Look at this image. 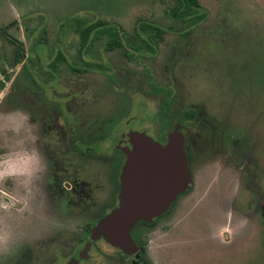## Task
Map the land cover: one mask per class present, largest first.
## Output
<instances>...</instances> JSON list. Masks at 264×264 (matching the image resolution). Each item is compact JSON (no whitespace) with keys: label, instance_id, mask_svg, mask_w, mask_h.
I'll return each mask as SVG.
<instances>
[{"label":"rangeland","instance_id":"374dc122","mask_svg":"<svg viewBox=\"0 0 264 264\" xmlns=\"http://www.w3.org/2000/svg\"><path fill=\"white\" fill-rule=\"evenodd\" d=\"M199 1L207 16L187 28L168 14L171 0H0V78L9 75L0 90V262L64 264L70 236L86 227L88 214L77 211L59 226L60 237L41 245L42 224L25 216L28 209L35 219L39 207L45 211L34 199L43 196L36 176L44 149L34 132L28 138V117L36 119L30 128L37 131L45 106L74 95L78 106L94 100L105 111L101 123L107 129L98 124L91 131L95 149L109 152L124 129L161 137L171 129L172 113L189 105L191 118L206 117L222 130V145L234 150L233 157L200 154L191 164L194 180L185 204L154 227L133 230L153 264H264V0ZM72 16L117 24L129 34L144 19L164 33L153 54L132 61L119 49L104 50V40L97 39L82 56L93 67L78 62L82 70L71 73L68 64L77 59L79 45L74 22L66 21ZM15 40L24 50L19 63H13ZM58 50L64 60L53 70ZM152 82L165 90L154 91ZM172 97L165 114L164 102ZM117 112L124 117L108 122ZM242 162L248 165L240 173ZM51 186L44 191L56 204L59 187ZM116 257L100 240L82 264H121Z\"/></svg>","mask_w":264,"mask_h":264},{"label":"flooded vegetation","instance_id":"af4514ba","mask_svg":"<svg viewBox=\"0 0 264 264\" xmlns=\"http://www.w3.org/2000/svg\"><path fill=\"white\" fill-rule=\"evenodd\" d=\"M24 59L25 56L23 61ZM75 61L76 70H69L71 73L79 72L77 65L79 61L78 58L73 62ZM55 70H58V68ZM27 71V76H31L32 73L30 72V69H27ZM5 79L4 75L2 78L4 83ZM167 92L168 94L170 93V97L172 95L171 91L168 90ZM120 93L127 95L125 91H120ZM124 98H127V96ZM67 99L68 100L63 102L52 101L50 106H45L46 113L37 118V120L41 121V123L38 124L37 131L30 128L33 127L36 119L33 120L31 114L28 117V130L30 131V137L28 138H31L32 132H34V136L36 137L34 141H40L44 149V153L41 155V158H39L40 168L38 174H40V177L36 176L40 179L38 180L37 189L42 190L43 196L41 195V199H37V197H34V199L38 202L37 204H41L45 211H41L40 207L37 210L35 203H30L29 207L36 208L40 213L37 212V219H35L29 214L31 209H28V214L25 216L31 220L30 222L38 220L42 224L43 228L41 229V234L39 233V238L37 240L38 243L42 245L47 239H57L60 237L59 226L67 223V221L72 219L76 213L82 212L80 214H88L89 219L86 222V227L78 234L70 236V250L67 254L68 256L70 255V257L64 263L82 264L89 259V250L93 247L95 242L100 240L106 242L102 237L96 240H91L90 232L93 225L118 204L120 186L119 178L122 166L126 160V154L119 147H131L127 134L134 130L128 131L127 129H124L123 131H120L119 143L114 144L109 152L104 148L95 149L94 141L91 137V131L95 130L98 124L102 126L103 123L101 122L106 119L104 118V109L101 107L98 108L99 103L95 104L94 100L89 103V106H87L88 104L85 102H81V106H78L77 98H75L74 95H71ZM173 101L174 98L172 97L168 102H164L165 107H167L164 108L166 111L165 114H167L168 107H170ZM188 106L189 105L181 111L180 115L174 112L172 113L171 122L173 121V124L171 125V129L165 132L163 136L152 137V135L150 136L147 134V130L138 132H144L155 141L165 144L167 134L176 126H179V131L184 136V149L187 156L188 169L191 174V186L194 180L191 164L194 160L198 159L197 157L200 154L208 153L211 155L216 154L220 157H233L235 153L233 154V149L231 151L229 147H224L222 145V130L218 129L216 131V127H214L206 117L201 118V116L200 121L191 118L193 114L190 112L189 108H187ZM29 109H31V107H29ZM123 114L125 113L117 112L113 117L109 115L108 118L110 119L108 122L112 118L115 120L120 115L124 117ZM202 114L205 113L202 111ZM176 117L179 121L175 120ZM119 118H117V120H119ZM117 122L118 121H116V123ZM106 124L108 125V123ZM125 124H128V122ZM125 124H123V126ZM101 126L99 127L100 130L104 128V126ZM206 128H210L208 136H204V130ZM219 133L221 134L220 137L218 136ZM233 159L234 158H232V160ZM245 165L247 166L248 164ZM245 165L244 162H242L240 173L243 172V167ZM32 176L30 177L32 178ZM31 180L32 179H29L28 183L35 182L34 180L31 182ZM250 180L255 184V179L253 180V177ZM50 183L56 184V186L59 187L55 193L58 197L56 204L55 200L52 201V197L48 199L49 193L44 191L53 188ZM253 189H255L256 196L260 198L261 195L259 189L255 185ZM189 190H191V187L184 192L179 193L176 196V199L169 205L168 209L154 219L153 222H138L136 224L138 231L154 227V222L159 221L160 217L171 216L172 212L176 210L180 204L183 202L185 204ZM45 201L46 203H43ZM263 201L264 200H261V202ZM261 202L260 205H262ZM59 209L60 213L54 215V213L59 212ZM95 211H98V213ZM48 222H52L53 224V227L48 230L50 231L51 229L50 237H47L48 232L46 231L48 228ZM131 236L138 247L137 251L133 253H125L121 249L111 246L106 242L117 254L116 259L120 261L121 264H153L146 255L145 247L142 244L141 239H136L132 234ZM28 249L29 251L26 256H29L31 248L28 247ZM164 253L165 252H163V255ZM0 263L3 264V262Z\"/></svg>","mask_w":264,"mask_h":264},{"label":"water","instance_id":"95a60500","mask_svg":"<svg viewBox=\"0 0 264 264\" xmlns=\"http://www.w3.org/2000/svg\"><path fill=\"white\" fill-rule=\"evenodd\" d=\"M127 136L131 147H119L126 160L119 178L118 204L93 225L90 238L102 237L111 246L133 253L138 247L132 229L164 213L190 187L191 175L179 126L167 134L165 144L144 132L131 131Z\"/></svg>","mask_w":264,"mask_h":264},{"label":"trees","instance_id":"16d2710c","mask_svg":"<svg viewBox=\"0 0 264 264\" xmlns=\"http://www.w3.org/2000/svg\"><path fill=\"white\" fill-rule=\"evenodd\" d=\"M172 6L168 9V14L175 20L184 22V27L193 28L198 25L207 16L205 9L200 4L199 0H171ZM66 21L74 22V34L78 36L79 45L77 47L76 56L78 62L83 63L85 68H92L94 64L82 60L83 53L89 52L93 43L99 39L104 40L103 49L107 51H113L119 49L123 56L130 61L136 59L137 56H144V52H150L153 54L158 42L162 39L164 29L154 24L153 22L139 19L136 23V30L134 33H126L121 30V27L117 24H108L103 20L87 21L85 18L72 16L66 19ZM186 35L190 33L185 32ZM15 43V49L13 51V63H19L24 58L23 45L20 41H13ZM64 60V56L60 50H58L56 57L50 63L51 68L55 70L56 63ZM26 67V66H25ZM68 69L76 70V61L68 64ZM82 70L81 67L78 68ZM150 73V70L145 71L143 76ZM148 77H150L148 75ZM6 79H9V75H5ZM4 82L0 78V90L4 87ZM154 91L165 90L162 86L157 87L152 82ZM140 225V224H138ZM136 227V226H135ZM133 230H137L136 228ZM131 231V234L133 232ZM133 235V234H132Z\"/></svg>","mask_w":264,"mask_h":264}]
</instances>
